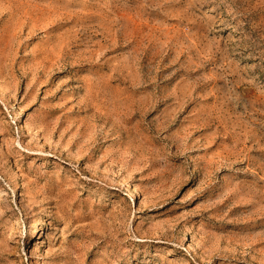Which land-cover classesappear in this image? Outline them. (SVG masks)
<instances>
[{
	"label": "rangeland",
	"instance_id": "rangeland-1",
	"mask_svg": "<svg viewBox=\"0 0 264 264\" xmlns=\"http://www.w3.org/2000/svg\"><path fill=\"white\" fill-rule=\"evenodd\" d=\"M0 88V264H264V0H0Z\"/></svg>",
	"mask_w": 264,
	"mask_h": 264
},
{
	"label": "bare ground",
	"instance_id": "bare-ground-1",
	"mask_svg": "<svg viewBox=\"0 0 264 264\" xmlns=\"http://www.w3.org/2000/svg\"><path fill=\"white\" fill-rule=\"evenodd\" d=\"M0 89H1V88H0ZM1 90H2V89H1ZM27 128H28V127H27ZM27 128H26V129H27ZM131 196H132V195H131ZM133 196H134V195H133ZM195 251H196V250H195Z\"/></svg>",
	"mask_w": 264,
	"mask_h": 264
}]
</instances>
